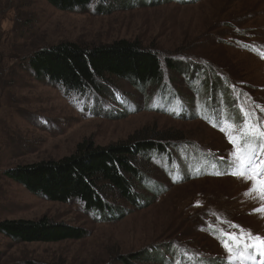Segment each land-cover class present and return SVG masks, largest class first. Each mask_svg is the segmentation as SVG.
<instances>
[{"label":"rangeland","instance_id":"374dc122","mask_svg":"<svg viewBox=\"0 0 264 264\" xmlns=\"http://www.w3.org/2000/svg\"><path fill=\"white\" fill-rule=\"evenodd\" d=\"M113 1L67 11L47 0H0V222L48 218L86 231L82 239L50 243L18 242L0 231V264H163L157 258L131 261L146 251H161L167 264L185 259L240 264L223 247L224 235L219 239L212 231L241 236L243 228L264 237V212L254 211L264 207V199L259 190L249 192L252 180L221 173L233 168L232 153L239 148L230 145L229 136L235 142L247 128L238 115L226 129L213 126L210 118L223 117L233 107L207 87L215 71L233 99L240 91L241 114L248 112L259 122L264 0ZM121 40L160 54L163 86L112 78L105 95L66 91L36 79L28 66L36 51L63 42L93 48ZM169 59L189 67L171 73ZM145 129L183 139L168 142V156L148 154L153 159L149 174L158 184L151 185L152 191L141 188L139 206L111 199L121 212L113 217L100 219L80 201H50L9 176L20 166L60 160L82 141L105 147L141 136ZM203 153L214 157L210 164L215 167L207 176H191L212 166L191 164L201 162ZM182 248L193 255L181 253Z\"/></svg>","mask_w":264,"mask_h":264},{"label":"trees","instance_id":"16d2710c","mask_svg":"<svg viewBox=\"0 0 264 264\" xmlns=\"http://www.w3.org/2000/svg\"><path fill=\"white\" fill-rule=\"evenodd\" d=\"M47 1L53 7L67 11H75V9L85 11L93 1L114 2L113 0ZM28 63L31 73L36 79L50 82L66 91L86 92L90 90L105 95V84H110L112 78L129 79L136 86H160L161 84L163 86L164 81V69L160 54L143 49L136 42L126 40L93 48L67 41L36 51ZM166 65L167 70L171 73L184 71L183 67L187 69L189 67L187 63L173 62L170 59L166 61ZM187 69H185L186 72ZM210 72L212 76L209 78L210 83L207 87L209 92L219 91L223 104L229 108L233 107L231 112H225L224 116L233 121L241 119L238 95L235 93L237 96L235 95L233 99L230 96L231 92L227 83H221V79L215 71ZM205 80L207 78L202 81ZM237 115L240 116L239 119H236ZM215 119L211 118V122L214 123ZM141 133V136L137 135L140 133H137L125 142L105 147L95 146L92 141H82L74 153L60 160L41 161L20 166L10 171L9 176L33 194L40 195L50 201L63 203L80 201L87 211L99 213L102 216L100 219H106L107 216L113 217L114 214L121 212L118 206L115 207V204L110 203L111 199L139 206L138 202L142 201L141 188L146 186L150 190L151 185L157 183L158 180L153 179L154 177L152 178L149 174L151 172L149 162L153 159L148 154L168 156V142L174 144L183 139L181 135H171V133L163 131L145 129ZM201 157V162L195 160L191 164L199 163V168L202 165L206 168V165H210L214 159L212 155L204 156V153ZM208 171L210 172V169ZM209 172H195L191 176H207L210 174ZM179 181L181 180L173 182ZM157 192L161 193V191ZM0 231L15 241L31 243L60 242L82 239L86 236V231L81 228L57 223L48 218L1 221ZM212 232L219 239L221 235L225 236V233L219 234L214 230ZM173 250L175 251L173 254L175 253L176 256V249ZM183 250L185 248H182L180 252L191 255L194 253L189 249L185 252ZM160 252L151 254L146 251L143 255L135 254L132 255L131 261L150 262L157 258L161 263L167 264V260L162 257ZM188 262L185 259L182 264H189Z\"/></svg>","mask_w":264,"mask_h":264},{"label":"snow or ice","instance_id":"6c2138e0","mask_svg":"<svg viewBox=\"0 0 264 264\" xmlns=\"http://www.w3.org/2000/svg\"><path fill=\"white\" fill-rule=\"evenodd\" d=\"M247 120L248 114H245V121L247 122ZM245 126L247 131L242 134L241 139L246 140V143L248 141L254 142L259 140L261 142V146L264 147V128L257 127L255 123L251 125L246 124ZM230 142L234 141L230 138ZM259 151L260 149H258L254 143H248L247 148L241 151L239 155H237L236 151H233V165L236 170L231 174L246 181L252 180L253 185L249 192L259 190L262 194L261 198L264 199V158L258 159ZM248 194L249 193H246V195ZM254 211L264 212V207ZM235 227L240 228V226ZM240 234L246 240L243 245L239 244V237H237L234 233L232 234V239L236 242V253L238 256L244 257L245 254H247V258L251 261V257L258 252L262 257H264V237L252 236L250 231L243 228H240ZM223 246L231 254L232 248L229 244L227 242H223ZM249 246L251 248L250 251H248Z\"/></svg>","mask_w":264,"mask_h":264},{"label":"built area","instance_id":"2783aa9c","mask_svg":"<svg viewBox=\"0 0 264 264\" xmlns=\"http://www.w3.org/2000/svg\"><path fill=\"white\" fill-rule=\"evenodd\" d=\"M93 213H95V214H97V215H99V216H101L99 213H97V212H94V211H92ZM102 217V216H101Z\"/></svg>","mask_w":264,"mask_h":264},{"label":"bare ground","instance_id":"6f19581e","mask_svg":"<svg viewBox=\"0 0 264 264\" xmlns=\"http://www.w3.org/2000/svg\"><path fill=\"white\" fill-rule=\"evenodd\" d=\"M109 113V112H108Z\"/></svg>","mask_w":264,"mask_h":264}]
</instances>
